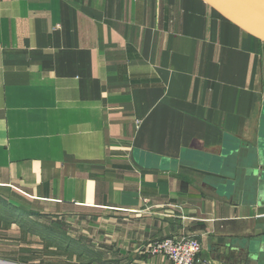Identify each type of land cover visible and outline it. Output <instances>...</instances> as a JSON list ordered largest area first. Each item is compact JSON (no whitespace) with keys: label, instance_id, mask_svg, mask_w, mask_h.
<instances>
[{"label":"crops","instance_id":"crops-1","mask_svg":"<svg viewBox=\"0 0 264 264\" xmlns=\"http://www.w3.org/2000/svg\"><path fill=\"white\" fill-rule=\"evenodd\" d=\"M261 178V36L202 0H0V192L91 264H171L146 246L182 235L251 264Z\"/></svg>","mask_w":264,"mask_h":264},{"label":"rangeland","instance_id":"rangeland-1","mask_svg":"<svg viewBox=\"0 0 264 264\" xmlns=\"http://www.w3.org/2000/svg\"><path fill=\"white\" fill-rule=\"evenodd\" d=\"M6 196L0 192V264H91L96 257L91 247L88 252L69 240V234H81L77 224L28 214L8 204Z\"/></svg>","mask_w":264,"mask_h":264},{"label":"water","instance_id":"water-1","mask_svg":"<svg viewBox=\"0 0 264 264\" xmlns=\"http://www.w3.org/2000/svg\"><path fill=\"white\" fill-rule=\"evenodd\" d=\"M222 15L264 39V0H202ZM228 160H225V167ZM262 178L259 186H263ZM260 191H262L260 189ZM259 222L264 223V218ZM236 248V247H235ZM251 264H264V230L257 229L249 239L238 244Z\"/></svg>","mask_w":264,"mask_h":264},{"label":"built area","instance_id":"built-area-1","mask_svg":"<svg viewBox=\"0 0 264 264\" xmlns=\"http://www.w3.org/2000/svg\"><path fill=\"white\" fill-rule=\"evenodd\" d=\"M147 252L163 255L171 264H194L201 250V244L193 235L168 236L148 242Z\"/></svg>","mask_w":264,"mask_h":264},{"label":"trees","instance_id":"trees-1","mask_svg":"<svg viewBox=\"0 0 264 264\" xmlns=\"http://www.w3.org/2000/svg\"><path fill=\"white\" fill-rule=\"evenodd\" d=\"M11 204V203H10Z\"/></svg>","mask_w":264,"mask_h":264}]
</instances>
